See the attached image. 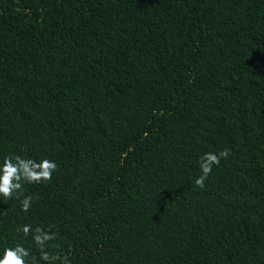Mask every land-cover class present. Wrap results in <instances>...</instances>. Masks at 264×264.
<instances>
[{"label":"trees","instance_id":"obj_1","mask_svg":"<svg viewBox=\"0 0 264 264\" xmlns=\"http://www.w3.org/2000/svg\"><path fill=\"white\" fill-rule=\"evenodd\" d=\"M9 154L58 170L0 197V253L39 259L32 224L71 264H264V0H0Z\"/></svg>","mask_w":264,"mask_h":264},{"label":"clouds","instance_id":"obj_2","mask_svg":"<svg viewBox=\"0 0 264 264\" xmlns=\"http://www.w3.org/2000/svg\"><path fill=\"white\" fill-rule=\"evenodd\" d=\"M229 155V149H223L219 153H205L200 162L201 175L194 180V184L204 188L213 166H219L221 160L227 159ZM57 170L58 165L53 160L43 159L37 162L32 158L9 154L0 162V197L4 200H18L21 211L27 213L38 197L25 196L24 185L51 182L53 173ZM16 231L22 233L25 240L31 236L39 251V259L23 243H16L3 248L0 264H40V261L44 264H71L69 254L49 251L50 248L58 247L50 243L58 238V233L53 232L51 227L46 230L42 226L33 228L32 224H24L18 225Z\"/></svg>","mask_w":264,"mask_h":264}]
</instances>
